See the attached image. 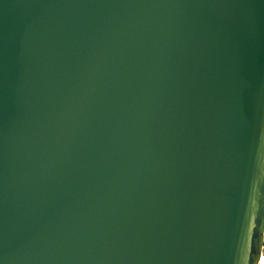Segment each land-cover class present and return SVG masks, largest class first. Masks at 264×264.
I'll use <instances>...</instances> for the list:
<instances>
[{"label": "water", "instance_id": "95a60500", "mask_svg": "<svg viewBox=\"0 0 264 264\" xmlns=\"http://www.w3.org/2000/svg\"><path fill=\"white\" fill-rule=\"evenodd\" d=\"M264 0H0V264H257Z\"/></svg>", "mask_w": 264, "mask_h": 264}, {"label": "bare ground", "instance_id": "6f19581e", "mask_svg": "<svg viewBox=\"0 0 264 264\" xmlns=\"http://www.w3.org/2000/svg\"><path fill=\"white\" fill-rule=\"evenodd\" d=\"M257 264H264V252L260 254Z\"/></svg>", "mask_w": 264, "mask_h": 264}, {"label": "rangeland", "instance_id": "374dc122", "mask_svg": "<svg viewBox=\"0 0 264 264\" xmlns=\"http://www.w3.org/2000/svg\"><path fill=\"white\" fill-rule=\"evenodd\" d=\"M263 252H264V249H263Z\"/></svg>", "mask_w": 264, "mask_h": 264}, {"label": "built area", "instance_id": "2783aa9c", "mask_svg": "<svg viewBox=\"0 0 264 264\" xmlns=\"http://www.w3.org/2000/svg\"><path fill=\"white\" fill-rule=\"evenodd\" d=\"M264 249V248H263ZM263 252V251H262Z\"/></svg>", "mask_w": 264, "mask_h": 264}]
</instances>
